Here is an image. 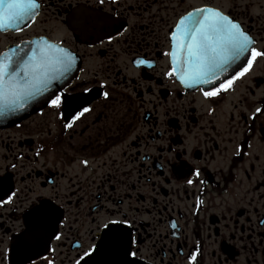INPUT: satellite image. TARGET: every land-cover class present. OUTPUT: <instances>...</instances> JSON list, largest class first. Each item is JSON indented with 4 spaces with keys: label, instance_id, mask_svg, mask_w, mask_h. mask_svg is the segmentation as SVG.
<instances>
[{
    "label": "flooded vegetation",
    "instance_id": "1",
    "mask_svg": "<svg viewBox=\"0 0 264 264\" xmlns=\"http://www.w3.org/2000/svg\"><path fill=\"white\" fill-rule=\"evenodd\" d=\"M38 2L19 31L0 29V52L41 38L62 44L80 71L59 92L76 102L0 130V199L16 193L0 205V264H20L25 213L41 200L63 222L61 239L49 242L55 264H74L100 239L98 225L122 219L133 264H264V111L253 116L264 109V58L212 98L166 75L168 34L193 8H220L264 50V0ZM83 103L91 111L66 129Z\"/></svg>",
    "mask_w": 264,
    "mask_h": 264
},
{
    "label": "snow or ice",
    "instance_id": "2",
    "mask_svg": "<svg viewBox=\"0 0 264 264\" xmlns=\"http://www.w3.org/2000/svg\"><path fill=\"white\" fill-rule=\"evenodd\" d=\"M112 2L115 3L116 0ZM97 3L103 6L105 0H97ZM39 8L38 0H0V29L11 26L19 31L22 24L34 18ZM111 22L113 21L107 20L104 23ZM83 23L87 25L92 21L85 18ZM121 34L117 31L115 36L108 34L106 39L112 42ZM168 35L171 48L166 55L170 56L172 67L166 75L177 76L181 83L188 86L209 85L206 89H200L206 98L217 97L232 87L235 76L225 78L224 81L220 80V76L245 54L247 64L237 75L247 72L255 59L264 58V50L255 47V40L241 23L218 7L205 5L193 8L179 18ZM74 59V55L62 44L44 38L36 46L29 45L27 50L14 45L0 52V118L14 114L28 100L47 92L52 80L72 70ZM136 63L150 65L151 61L140 59ZM105 86L101 85L102 88ZM84 91L88 92L90 89L85 88ZM109 95L108 91L103 92L106 99ZM75 102V98L66 100L62 91L47 100L52 109H60L65 104L71 107ZM90 111L91 108L86 103L78 104L77 110L70 113L64 127L71 128L74 121ZM262 111L264 109L256 108L253 116ZM36 154L39 155V152ZM83 163L87 164V161ZM194 174L198 176L199 170H195ZM187 183L192 184L193 181L189 179ZM6 188L7 178L0 177V191ZM15 195V192H11L6 199H0V205L12 202ZM25 218L27 228L16 242L20 264L25 261L27 264H55L54 259L49 258L54 253L49 242L51 239H61L57 225L63 223L57 219L56 208L41 200L28 209ZM128 224L130 221L122 219L98 225V228L103 229L99 233L100 239L78 253L74 264H88L89 261H94V264H133L130 258L137 254L132 247L135 240L129 234L126 241L119 227ZM93 239L96 240V236ZM41 250L49 255H42ZM189 260L195 261L196 253Z\"/></svg>",
    "mask_w": 264,
    "mask_h": 264
},
{
    "label": "water",
    "instance_id": "3",
    "mask_svg": "<svg viewBox=\"0 0 264 264\" xmlns=\"http://www.w3.org/2000/svg\"><path fill=\"white\" fill-rule=\"evenodd\" d=\"M246 64H247V54H245V56L241 57V59L239 61H237L235 64H233L231 67H229L227 72L221 74L220 78H228V77L234 75L239 70L243 69L246 66ZM37 109H38L37 106L32 107V110H34V111H36ZM7 124H10V122Z\"/></svg>",
    "mask_w": 264,
    "mask_h": 264
}]
</instances>
